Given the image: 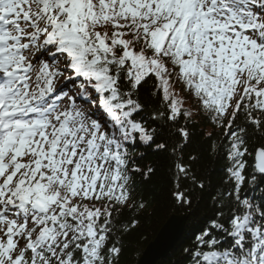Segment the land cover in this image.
<instances>
[{"label":"snow or ice","instance_id":"6c2138e0","mask_svg":"<svg viewBox=\"0 0 264 264\" xmlns=\"http://www.w3.org/2000/svg\"><path fill=\"white\" fill-rule=\"evenodd\" d=\"M201 122L215 185L189 150ZM256 137L264 0H0V264H128L154 202L140 146L170 161L175 207L209 198L184 264H264Z\"/></svg>","mask_w":264,"mask_h":264},{"label":"trees","instance_id":"16d2710c","mask_svg":"<svg viewBox=\"0 0 264 264\" xmlns=\"http://www.w3.org/2000/svg\"><path fill=\"white\" fill-rule=\"evenodd\" d=\"M155 88V81L143 88L140 94L141 102L146 107H157L160 104V94L157 93L156 97L151 95ZM147 115V114H146ZM194 136V143L189 149L190 151H199L202 155L199 168L201 174L210 175L215 185L221 179V161H213L207 154L208 145L200 138L199 133L205 129V125L201 122L200 126H191ZM250 151H253V156L248 157V167L251 168L255 164L254 149L260 143H264L259 137L251 139ZM141 154L143 157L141 158ZM135 156L139 160L141 167L146 165H152L156 172L147 182L140 181L141 190L145 193V196H151L153 198L152 214L147 216L144 220V227L140 233H136L132 240L133 248L128 253V264H138L147 246L152 243L164 225L173 216L185 219V228L182 236L174 249L169 255L160 260L157 264H184L185 258L182 255V248L187 246L193 233L212 216L213 209L209 206V198L207 194L204 195L199 203H194L191 214L185 212L184 209L175 207L171 198L172 185L170 183V176L168 173V167L170 161L146 146H140L135 151ZM139 180V177L137 178ZM199 194L194 193L195 197ZM127 219V215L124 217ZM142 236H146V239H142ZM138 248V254L135 259L132 258V252Z\"/></svg>","mask_w":264,"mask_h":264},{"label":"water","instance_id":"95a60500","mask_svg":"<svg viewBox=\"0 0 264 264\" xmlns=\"http://www.w3.org/2000/svg\"><path fill=\"white\" fill-rule=\"evenodd\" d=\"M185 228V219L173 216L150 243L140 258V264H157L174 249Z\"/></svg>","mask_w":264,"mask_h":264},{"label":"rangeland","instance_id":"374dc122","mask_svg":"<svg viewBox=\"0 0 264 264\" xmlns=\"http://www.w3.org/2000/svg\"><path fill=\"white\" fill-rule=\"evenodd\" d=\"M179 88V86L177 85V89Z\"/></svg>","mask_w":264,"mask_h":264}]
</instances>
